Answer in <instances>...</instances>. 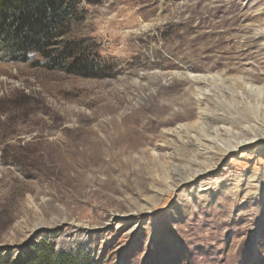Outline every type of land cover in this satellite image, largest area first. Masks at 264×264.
Returning a JSON list of instances; mask_svg holds the SVG:
<instances>
[{
  "label": "rangeland",
  "instance_id": "rangeland-1",
  "mask_svg": "<svg viewBox=\"0 0 264 264\" xmlns=\"http://www.w3.org/2000/svg\"><path fill=\"white\" fill-rule=\"evenodd\" d=\"M72 15L58 47L74 58H0L1 257L45 241L97 264H264V140L222 154L229 136L200 120L264 132L221 95L264 84V0H78ZM193 74L227 81L205 93Z\"/></svg>",
  "mask_w": 264,
  "mask_h": 264
},
{
  "label": "trees",
  "instance_id": "trees-1",
  "mask_svg": "<svg viewBox=\"0 0 264 264\" xmlns=\"http://www.w3.org/2000/svg\"><path fill=\"white\" fill-rule=\"evenodd\" d=\"M78 0H0V58L4 62H26L30 55L41 54L48 63L58 65L73 53L60 51L58 40L72 19ZM57 57L50 59V53ZM71 64V63H70ZM76 64V58L69 71ZM69 65V64H68ZM41 241L19 258L1 257L0 264H97L83 251L54 253L52 246ZM33 245V244H32Z\"/></svg>",
  "mask_w": 264,
  "mask_h": 264
},
{
  "label": "bare ground",
  "instance_id": "bare-ground-1",
  "mask_svg": "<svg viewBox=\"0 0 264 264\" xmlns=\"http://www.w3.org/2000/svg\"><path fill=\"white\" fill-rule=\"evenodd\" d=\"M259 33H256L258 35ZM187 74H191L189 72H185ZM190 85L198 90H202V92H207L205 89L209 88V81L211 82H219L222 86H224L226 78L218 77L212 78L208 80V78H204V76H195L190 75L189 77ZM260 79L253 75H247L240 77L239 79L232 80L230 86L226 87V90L230 92V94L221 93L224 99L228 98L230 101L235 103L236 106H240L241 108H247L254 112L261 113L259 117H264V84L261 85ZM225 87V86H224ZM206 99H208L206 97ZM262 115V116H261ZM201 123L205 125L206 130L208 131V137L212 133L215 134L216 137L220 136V134L229 136V142L227 141L226 147L222 150V154L237 148L239 145L244 144L248 141L253 140H264V132L261 129L259 133H255L254 126L247 125L244 129H239L238 131L231 128H224L225 124L231 123L232 120L224 119L223 117H218L216 115H208L200 117ZM250 122V121H247ZM232 124V123H231ZM242 128V127H241ZM212 132V133H210ZM211 140V139H210ZM208 140L210 143L211 141ZM211 144V143H210ZM211 146V145H210Z\"/></svg>",
  "mask_w": 264,
  "mask_h": 264
}]
</instances>
